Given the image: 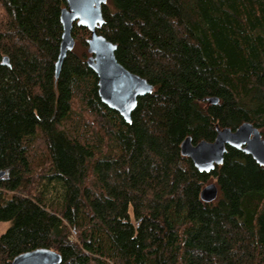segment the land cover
<instances>
[{
  "label": "trees",
  "instance_id": "1",
  "mask_svg": "<svg viewBox=\"0 0 264 264\" xmlns=\"http://www.w3.org/2000/svg\"><path fill=\"white\" fill-rule=\"evenodd\" d=\"M64 7L0 0V264L37 248L61 264H264V167L227 147L206 174L180 153L216 125L264 140V0H107L98 34L154 88L130 124L98 97L86 28L55 79Z\"/></svg>",
  "mask_w": 264,
  "mask_h": 264
},
{
  "label": "water",
  "instance_id": "2",
  "mask_svg": "<svg viewBox=\"0 0 264 264\" xmlns=\"http://www.w3.org/2000/svg\"><path fill=\"white\" fill-rule=\"evenodd\" d=\"M65 7L60 13L62 35L55 62V79L58 78L62 64L69 52L75 47L71 36L73 25L86 28L90 37L86 41L87 67L97 78L98 97L110 110L116 112L126 124L131 123V115L135 111L139 98L149 95L153 86L146 79L133 74L119 64L115 57L116 45L99 35L97 30L103 25L102 8L107 0H63ZM8 58L1 59V65L9 66ZM210 105L218 103L217 98L206 99ZM227 147L241 151L250 156L259 166L264 167V140L257 128L250 123H242L235 130L215 126V138L193 143L186 137L180 144L182 157L188 158L200 173H211L216 166L223 163ZM5 175L0 171V178ZM218 196L215 183L206 184L200 199L204 203H212ZM9 264H61V256L47 248H37L21 253Z\"/></svg>",
  "mask_w": 264,
  "mask_h": 264
},
{
  "label": "rangeland",
  "instance_id": "3",
  "mask_svg": "<svg viewBox=\"0 0 264 264\" xmlns=\"http://www.w3.org/2000/svg\"><path fill=\"white\" fill-rule=\"evenodd\" d=\"M75 49L77 51H80V47H78L77 45L75 46ZM9 226L10 223L7 222L0 223V236L3 235L8 230Z\"/></svg>",
  "mask_w": 264,
  "mask_h": 264
}]
</instances>
